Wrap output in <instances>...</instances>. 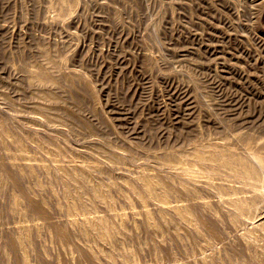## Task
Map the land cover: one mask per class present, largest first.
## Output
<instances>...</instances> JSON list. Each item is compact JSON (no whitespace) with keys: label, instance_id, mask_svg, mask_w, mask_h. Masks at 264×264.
<instances>
[{"label":"rangeland","instance_id":"374dc122","mask_svg":"<svg viewBox=\"0 0 264 264\" xmlns=\"http://www.w3.org/2000/svg\"><path fill=\"white\" fill-rule=\"evenodd\" d=\"M0 264H264V0H0Z\"/></svg>","mask_w":264,"mask_h":264},{"label":"bare ground","instance_id":"6f19581e","mask_svg":"<svg viewBox=\"0 0 264 264\" xmlns=\"http://www.w3.org/2000/svg\"><path fill=\"white\" fill-rule=\"evenodd\" d=\"M242 133V132H241ZM244 134H246V133H244ZM239 135V134H238ZM241 136V135H240ZM245 136V135H244ZM243 135H242V138L244 137ZM248 137H250V136H248ZM247 138V137H246ZM251 138V137H250ZM231 151V150H230ZM237 158V157H236ZM224 162V161H223ZM225 163V162H224ZM236 165V164H235ZM247 165V164H246ZM238 169V168H237ZM249 169V168H248ZM253 170V169H252ZM246 171H247V169H246ZM252 172H254V171H252ZM255 173V172H254ZM252 174V173H251ZM250 174V175H251ZM187 214V213H186ZM213 225V224H212ZM215 226V225H214ZM213 227V226H212ZM215 230V229H214Z\"/></svg>","mask_w":264,"mask_h":264}]
</instances>
